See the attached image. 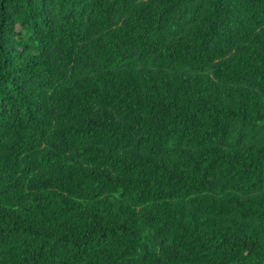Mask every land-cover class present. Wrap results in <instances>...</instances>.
Instances as JSON below:
<instances>
[{
    "label": "trees",
    "instance_id": "obj_1",
    "mask_svg": "<svg viewBox=\"0 0 264 264\" xmlns=\"http://www.w3.org/2000/svg\"><path fill=\"white\" fill-rule=\"evenodd\" d=\"M0 264H264V0H0Z\"/></svg>",
    "mask_w": 264,
    "mask_h": 264
}]
</instances>
